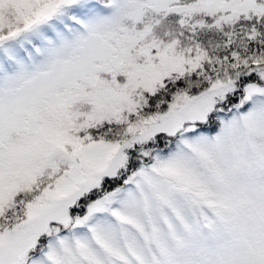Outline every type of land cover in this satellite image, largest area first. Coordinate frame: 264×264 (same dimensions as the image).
Wrapping results in <instances>:
<instances>
[{
  "label": "snow or ice",
  "instance_id": "snow-or-ice-1",
  "mask_svg": "<svg viewBox=\"0 0 264 264\" xmlns=\"http://www.w3.org/2000/svg\"><path fill=\"white\" fill-rule=\"evenodd\" d=\"M0 264H264V0H0Z\"/></svg>",
  "mask_w": 264,
  "mask_h": 264
}]
</instances>
